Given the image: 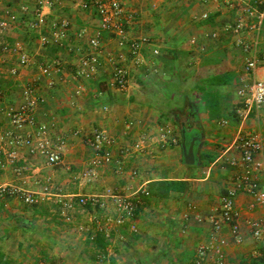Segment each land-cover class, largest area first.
<instances>
[{"label": "crops", "instance_id": "0c3cea01", "mask_svg": "<svg viewBox=\"0 0 264 264\" xmlns=\"http://www.w3.org/2000/svg\"><path fill=\"white\" fill-rule=\"evenodd\" d=\"M95 1L62 0L48 11L52 19H68L71 23L64 46L43 47L27 23L15 27L11 34L20 29L19 36L21 28L26 27V51L33 60L32 66L23 69L18 78L9 76L18 65L17 58L5 53L0 58V88L4 94L0 99V136L9 127L3 111L19 109L24 102L25 86L38 79V124L49 126L54 136L67 143L63 162L56 167L26 148L17 150L5 144L8 156L2 158L0 187H14L37 196L38 206L47 209V214L42 216L18 197L0 199V253L6 264H194L198 248L211 242V219L217 217L220 197L235 174L229 161L240 158L235 149L238 135H258L264 145V106L239 118L238 124L225 117L210 121L194 89L219 66L218 73L232 75V82L217 90L224 97V112L241 107L239 92L255 80L264 81V64L255 72H248L252 54L238 42L252 44L258 39L257 54L264 57V10L259 8L263 14L260 32L248 30L239 37L229 28L255 0H229L234 7L227 0H119L125 11L119 21L124 24L123 32L112 33L102 29L95 10L82 8L83 3ZM24 6L26 0L18 2L15 8L20 11L21 21L30 17L23 12ZM34 9H30V14ZM99 33L104 46L103 66L93 78H79L81 57L90 52V40ZM145 37L152 43L143 47L142 63H135L129 45ZM12 38L8 37L13 41L11 46L24 44ZM121 41L123 48L119 46ZM155 49L159 55L154 54ZM109 54H124L127 59L129 84L125 91L112 85V69L106 62ZM51 61L58 64L57 69L51 77H43L38 66ZM175 82L187 89L191 100L200 107L198 120L181 109V99L167 90ZM80 86L84 90L77 94ZM180 120L194 123L185 134L187 146L197 138L194 166L184 162L183 132L181 128L178 132L175 129ZM221 121H227L228 126L220 127ZM99 131H106L116 140L111 149L124 174L118 173V164L114 163L95 175H87L95 155L91 140ZM32 133L31 129L22 132L23 136ZM143 140L147 141L146 150L133 152V147ZM123 149L128 152L125 156L121 154ZM12 153L15 158L10 163ZM201 154L216 159L202 167ZM159 181H188L189 186L186 193L173 192L166 202L142 201L134 221L137 232L128 227L112 232L105 255L88 244L94 233L88 211L73 213L64 208L71 198L95 197L106 202L108 212L112 213L113 194L140 196L150 183ZM192 205L196 210H191ZM237 208L242 213L244 240L237 245L230 226L223 225L222 236L228 241L226 263L253 264L262 256L264 239L256 240L246 222L262 221L264 226V206H254L252 197L240 194ZM92 211L90 208L89 212ZM83 225L87 232L80 231Z\"/></svg>", "mask_w": 264, "mask_h": 264}, {"label": "built area", "instance_id": "2783aa9c", "mask_svg": "<svg viewBox=\"0 0 264 264\" xmlns=\"http://www.w3.org/2000/svg\"><path fill=\"white\" fill-rule=\"evenodd\" d=\"M6 1V2H5ZM20 2V0H3L0 3V34L7 36L21 23L28 25L30 29L39 36V42L43 47H49L52 44L64 46L69 38L71 23L68 19L54 20L50 17V9L62 0H40L32 14L28 6L23 7V12L28 14L29 19L21 21L19 14L11 8V3ZM230 4L231 1L227 0ZM264 5V0H255L254 4L245 7L239 15L238 20L230 26V31L236 36H242L248 30L256 34L261 30V14L259 7ZM4 6V7H3ZM234 7V4H230ZM82 8L85 10H95L102 22L104 31L116 33L123 32L124 6L119 0H96L94 3H83ZM207 18V16H204ZM258 19V21H256ZM215 36V35H214ZM102 36L99 33L90 40V52L81 57L80 69L77 72L79 78L91 79L96 76L103 66L102 57L104 56V46ZM195 42V40H194ZM148 37L133 40L129 45L130 56L135 63H142L141 51L143 47L151 45ZM239 46H243L247 53L252 54V58L247 63V71L255 72L258 66L263 63L264 57L260 58L257 54L258 39L252 44L239 40ZM119 46L123 48L124 42ZM5 54H11L17 58L18 65L13 67L9 76L18 78L23 69L32 66L33 60L31 55L26 51L21 43L14 46H5ZM155 55H159V50H154ZM126 58L124 54H109L106 62L112 69L113 87L120 91L128 88V70L125 67ZM58 64L55 61L45 62L38 66L43 77H51L57 69ZM52 86V82L49 83ZM40 84L35 79L25 86L23 93L24 102L19 109H6L4 115L9 120V127L0 136V167L3 166L2 158L8 155L5 151V144L8 143L14 149L26 148L32 155H39L46 159L48 165L56 167L62 164L66 140L54 136L47 125H40L37 121L38 108L41 102L39 97ZM83 87L78 88L77 94L83 92ZM239 95L242 98V105L237 109L240 118H245L252 110H259L264 106V81L255 80L251 86L241 90ZM4 97L0 88V99ZM107 109V108H106ZM220 127H227V121L219 122ZM131 126L128 127V129ZM31 129L32 134L23 136L22 132ZM171 135V131L168 132ZM176 143V140H172ZM146 140L137 143L133 147V152L142 153L146 150ZM91 145L94 147L95 155L89 163L87 175H95L99 170L113 165H121L119 160L115 161L111 148L116 146V140L111 138L106 131L95 132ZM235 149L240 153V158L229 161L234 167L235 174L232 177L230 186L226 192L221 195L220 203L217 209V217L211 219L213 234L209 244L201 245L197 250V256L194 264H227L226 248L228 241L222 236L223 225L230 226V231L237 245L243 243L241 230V211L237 208V198L240 194H246L254 200V206H264V145L258 135L239 134ZM126 150H122V156L126 155ZM14 153L9 155L10 163L14 162ZM118 173L124 174L123 167H119ZM132 175L136 176L137 172L133 171ZM142 194L148 196L147 190ZM141 194V195H142ZM140 196H127L122 194H113L114 210L108 212V204L100 201L95 197L71 198L64 203V208L68 211L82 209L87 212L89 222L94 226V233L90 236L94 240L97 234H104L107 238L117 229L128 227L131 232H137V225L134 222L136 210L142 204ZM6 197H18L27 205H37L40 199L32 194L21 192L17 188L2 186L0 187V199ZM93 209L92 212L89 210ZM191 210H196L191 206ZM247 226L251 228L253 237L261 241L264 239V226L262 221L247 220ZM86 226H81L82 232H87Z\"/></svg>", "mask_w": 264, "mask_h": 264}, {"label": "trees", "instance_id": "16d2710c", "mask_svg": "<svg viewBox=\"0 0 264 264\" xmlns=\"http://www.w3.org/2000/svg\"><path fill=\"white\" fill-rule=\"evenodd\" d=\"M3 0H0V3ZM260 11L264 10V6L259 7ZM13 43L11 39L4 38V36L0 35V58L3 55V49L5 46ZM217 58V57H216ZM215 58V60H217ZM217 63V62H216ZM216 65H219L218 63ZM220 67L215 70V72L208 74V76L203 79L199 86L194 89L197 94V100L200 101L202 105L203 113H206L210 119L213 121L218 118L225 117L230 121L238 124L240 122L239 116L237 114V110L224 112V97L217 90L220 87L229 85L232 82V75L229 73H218ZM171 95H175L176 99H181L182 108L186 110L188 115L195 118V120L199 119V106L191 100V95L189 91L184 89L179 82H175L166 87ZM190 102L188 103V101ZM202 167H208L215 161V157L210 154H201L200 156ZM189 182L188 181H159L152 182L148 186L149 195L146 196L142 194L141 200L144 202H148L149 200H156L158 202H166L170 199L171 194L173 192L178 193H186L188 190ZM37 205H29L36 212L40 213L42 216H46L47 209L41 208ZM141 206L136 210V215ZM91 247L96 249L102 255H105L108 248V238L104 234H97L94 240L89 239L88 243ZM97 260V257L94 258ZM0 264H6L4 262V257L0 253ZM253 264H264V250L262 251L261 258L256 259Z\"/></svg>", "mask_w": 264, "mask_h": 264}, {"label": "rangeland", "instance_id": "374dc122", "mask_svg": "<svg viewBox=\"0 0 264 264\" xmlns=\"http://www.w3.org/2000/svg\"><path fill=\"white\" fill-rule=\"evenodd\" d=\"M21 1H23V0H20V2ZM40 0H26V5L28 6V8L29 9H32V8H35L36 7V5L38 4V2H39ZM6 2V1H5ZM17 3L18 2H14V3H11V8L12 9H15V8H17ZM13 4V5H12ZM4 7V6H3ZM19 9V8H18ZM14 11H17L16 9L14 10ZM17 13L18 14H20V11H17ZM22 29V32H21V36H19L20 35V33H19V31H20V29L19 30H17L18 31V33L17 34H14V35H12L11 33L9 34V36L11 35V36H13V40H16V41H19V42H24V44H26L27 45V48L25 47V45H24V47H25V49H28V43H25V31L27 32V29H26V27L25 28H21ZM1 35V34H0ZM1 36H4V35H1ZM8 35L7 36H4V38H8L9 37ZM11 38V37H10ZM28 40H29V38H28ZM29 49H30V47H29ZM175 122V121H174ZM172 126H175V124L172 122V124H171ZM175 129L177 130V132L178 131H180V128H179V126H175ZM7 152H8V150H7ZM11 152H14V151H11ZM15 153V152H14ZM8 156V155H7ZM3 164H4V162H2ZM73 213H75V212H83V210L82 209H77V210H75V211H72ZM83 214V213H82ZM71 215V214H70ZM81 231V230H80ZM82 232V231H81Z\"/></svg>", "mask_w": 264, "mask_h": 264}, {"label": "water", "instance_id": "95a60500", "mask_svg": "<svg viewBox=\"0 0 264 264\" xmlns=\"http://www.w3.org/2000/svg\"><path fill=\"white\" fill-rule=\"evenodd\" d=\"M197 138L195 137L189 146H187V138L185 132H183V142H182V149H183V157L184 162L187 166H194L196 164V154H195V144Z\"/></svg>", "mask_w": 264, "mask_h": 264}, {"label": "flooded vegetation", "instance_id": "af4514ba", "mask_svg": "<svg viewBox=\"0 0 264 264\" xmlns=\"http://www.w3.org/2000/svg\"><path fill=\"white\" fill-rule=\"evenodd\" d=\"M192 119V118H191ZM179 128L182 129V132H185V134L187 135L188 132H190V128L194 126L193 120H189V121H184L182 122L181 120L179 121ZM180 129V130H181ZM188 143V142H187ZM198 146V145H197Z\"/></svg>", "mask_w": 264, "mask_h": 264}]
</instances>
